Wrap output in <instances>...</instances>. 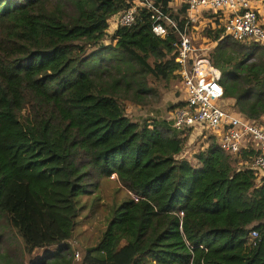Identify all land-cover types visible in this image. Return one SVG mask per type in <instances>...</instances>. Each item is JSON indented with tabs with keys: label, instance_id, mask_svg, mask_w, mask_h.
<instances>
[{
	"label": "trees",
	"instance_id": "obj_1",
	"mask_svg": "<svg viewBox=\"0 0 264 264\" xmlns=\"http://www.w3.org/2000/svg\"><path fill=\"white\" fill-rule=\"evenodd\" d=\"M130 1L0 0V218L27 264H74L77 203L112 176L126 196L107 206L78 264H264V175L242 166L253 149L228 153L208 133L180 156L189 129L124 113V103L159 109L160 89L180 80L179 34H196L187 5L172 0H151L157 12L138 7L108 33ZM202 14L223 97L264 127V47L225 36Z\"/></svg>",
	"mask_w": 264,
	"mask_h": 264
},
{
	"label": "built area",
	"instance_id": "obj_2",
	"mask_svg": "<svg viewBox=\"0 0 264 264\" xmlns=\"http://www.w3.org/2000/svg\"><path fill=\"white\" fill-rule=\"evenodd\" d=\"M187 5L189 18L197 17L200 10L211 11L225 36L237 41H255L264 47V29L257 17L253 0H183ZM138 7H146L157 12L151 0H131L130 5L110 20L113 26L129 25ZM194 13V14H192ZM157 17V15H156ZM170 23V22H169ZM172 25V23H170ZM151 31L157 36H164L166 29L160 23L153 22ZM174 62L180 76V106L172 112L171 126L174 129L198 130L211 133L217 138V145L228 153L237 152L240 148H252L254 155L244 163L258 178L264 175V127L243 117L231 108L221 109L216 104L228 106L218 83L219 72L210 63L206 48L192 46L191 37L179 34L175 44ZM261 119L264 116L261 115ZM248 145V146H247ZM258 241V235L251 230L246 234V244L250 252Z\"/></svg>",
	"mask_w": 264,
	"mask_h": 264
},
{
	"label": "rangeland",
	"instance_id": "obj_3",
	"mask_svg": "<svg viewBox=\"0 0 264 264\" xmlns=\"http://www.w3.org/2000/svg\"><path fill=\"white\" fill-rule=\"evenodd\" d=\"M179 0H172L171 5L176 6L180 4ZM256 6V3H255ZM264 10V8H263ZM264 12V11H263ZM262 11L257 13V17L260 20L264 14ZM196 20L194 22V29L196 34L192 33V46L196 48V51L199 52L198 48H206L207 50L210 47V44L207 43L205 37H201L199 34L204 28L205 21ZM207 22V21H206ZM112 30V22L110 21V26L108 27V33ZM181 86L180 80H171L167 85L160 89L159 102L160 107L156 110L147 109H137L128 103H124L123 111L124 113L133 118L135 116H144V115H160V117L165 120H171L172 112L174 109H170L168 106L176 102L177 99L180 100L181 93L179 91ZM228 106H222L219 104V101L216 102L219 108L226 109L229 108V103L233 104L232 99L225 98ZM233 110L234 107L231 106ZM236 111V110H235ZM237 112V111H236ZM204 135L208 134L207 132H202ZM200 139L198 130H190L187 139L184 143V147L181 154L195 150L199 146ZM126 196V192L122 189L117 183L112 179V176L107 180H102L100 186L95 194L91 196H83L80 198V203H77V208H80V214L76 218V224L73 227L70 238L67 240L71 250L74 264H78L82 251L85 247L92 246L100 237L101 232L105 228L106 217L108 214L107 206L115 202H119L122 198ZM98 198V199H96ZM22 241L13 230L2 218H0V263L1 264H27L28 257L24 253ZM54 246H50L47 250L52 249ZM46 250V251H47ZM43 251L37 253V260L43 259ZM262 257L264 258V244L261 249Z\"/></svg>",
	"mask_w": 264,
	"mask_h": 264
},
{
	"label": "crops",
	"instance_id": "obj_4",
	"mask_svg": "<svg viewBox=\"0 0 264 264\" xmlns=\"http://www.w3.org/2000/svg\"><path fill=\"white\" fill-rule=\"evenodd\" d=\"M179 1L182 2L183 0H179ZM253 2L256 3V11H257V13H259L260 11L263 12L264 0H253ZM203 12H208V13L210 12V14H213L211 11L200 10L197 13H195V14H197V17L189 18L188 17V14H190V13L188 12V9H186V18H187V20H189L191 22H195L196 20H200L199 22H201V21H203V18H206L205 17L206 15H209V14H204L203 15L202 14ZM192 14H194V13H192ZM261 14H264V12L261 13ZM263 20H264V16L260 19V21L263 22ZM209 22H211V24H214L215 25V22L214 21H209ZM193 27L194 26H192V28ZM176 101H179V99H177ZM244 163H245V161H243V165L242 166H244Z\"/></svg>",
	"mask_w": 264,
	"mask_h": 264
},
{
	"label": "clouds",
	"instance_id": "obj_5",
	"mask_svg": "<svg viewBox=\"0 0 264 264\" xmlns=\"http://www.w3.org/2000/svg\"><path fill=\"white\" fill-rule=\"evenodd\" d=\"M112 28H114V27H112Z\"/></svg>",
	"mask_w": 264,
	"mask_h": 264
}]
</instances>
